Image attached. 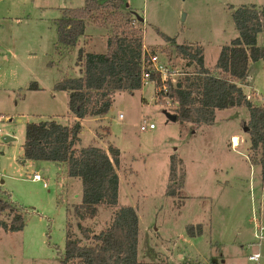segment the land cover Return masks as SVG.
<instances>
[{"label": "rangeland", "instance_id": "374dc122", "mask_svg": "<svg viewBox=\"0 0 264 264\" xmlns=\"http://www.w3.org/2000/svg\"><path fill=\"white\" fill-rule=\"evenodd\" d=\"M123 2L143 18L142 24L134 25L143 46L171 61L180 72L177 77L196 68L163 35L175 44H199L203 65L212 67L220 47L237 36L234 8L255 5L264 10V0ZM83 4L84 0H0V198L14 204L24 219L19 231L0 228V264H61L68 221L70 232L79 235L73 207L81 199L80 179L68 176L61 162L24 158L21 146L27 123L50 117L61 124L70 122L65 113L67 93L53 85L63 77L80 75L75 64L79 47L55 42L53 19L63 8ZM114 13L106 21L103 14L101 19H88L87 35L77 45L105 52L106 36L114 25L120 29L123 24L124 14ZM256 42L264 49V25ZM168 46L169 54L162 50ZM249 72L243 85L249 99L258 103L264 91L262 60L252 62ZM154 94L151 84L113 92L104 114L82 118L75 144L119 149L117 205L132 206L137 213V258L175 264H264L247 258L258 251L250 245L255 241L252 208L262 206L264 213L260 167L252 162L244 130L247 109L216 110L212 124L194 127L168 119L166 113H173L176 104L170 100L159 104ZM142 121L153 128L141 130ZM8 134L13 139L3 141ZM231 135L237 136V144ZM172 155L184 178L180 193L168 195ZM34 172L42 180H33ZM112 213L113 208L100 206L97 215L82 224L98 231ZM0 218L8 220L10 215L3 212ZM189 224L194 231L200 225L201 233L190 236Z\"/></svg>", "mask_w": 264, "mask_h": 264}, {"label": "trees", "instance_id": "16d2710c", "mask_svg": "<svg viewBox=\"0 0 264 264\" xmlns=\"http://www.w3.org/2000/svg\"><path fill=\"white\" fill-rule=\"evenodd\" d=\"M120 11L124 14L123 24L112 28L106 36L105 52L87 51L82 46L77 49L75 64L79 76H66L53 85L56 90L67 93V112L73 117L69 124H61L55 119L30 122L25 125L22 154L28 160H47L65 165L68 176L81 181V199L73 207L79 235H74L67 222V230L61 264H175L169 261L149 262L137 258L138 216L129 205L117 204L119 149L97 145L76 147L81 131L80 120L85 117L101 116L112 104L115 91L139 90L143 51L142 34L135 29L142 24L122 0H84L79 8H63L60 17L53 20L57 43L74 46L84 36L88 19L108 20L107 15ZM124 11V12H123ZM237 36L220 47L212 67L203 65V49L199 44H175L170 42L177 54L194 64L193 72H185L177 83L161 81L158 74H152L156 86H165V91L155 94V102L162 104L169 100L176 104L173 109L179 123H190L194 127L210 125L215 112L230 107H245L248 119L244 130L249 139L248 151L253 164L260 167V183L264 187V91L258 103L249 99L243 91V84L251 75L250 64L262 60L264 70V49L257 45V34L264 25V10L255 5H241L231 13ZM119 29V31L117 30ZM162 50L169 54L170 48ZM152 53L155 49L150 48ZM163 59V58H162ZM167 63L171 61H167ZM36 86V83L33 82ZM177 159H170L168 195L180 193L183 186V172L177 169ZM100 206L113 208L107 225L93 231L82 224L84 219H93ZM7 212L8 220L0 218V228L19 231L24 219L14 204L0 198V214ZM70 220V219H69ZM186 226L190 236L201 233V226Z\"/></svg>", "mask_w": 264, "mask_h": 264}, {"label": "built area", "instance_id": "2783aa9c", "mask_svg": "<svg viewBox=\"0 0 264 264\" xmlns=\"http://www.w3.org/2000/svg\"><path fill=\"white\" fill-rule=\"evenodd\" d=\"M143 51L146 53L145 59L142 60V73H141V80L143 82V87L146 84H151L154 87V93L157 94L158 91H165V86H156V80L152 78V74H158L161 81H170L172 85H175L178 80V75L180 72L178 69L175 68L172 62L167 63L162 57L158 54V52H150L149 48L143 46ZM154 94V97H155ZM122 115L119 114V117ZM2 116L0 115V121ZM141 130L144 129H151L153 128L152 123L146 124L145 121L139 125ZM1 132V128H0ZM33 180H42V177L39 173L34 172L32 174ZM45 185V182L42 183ZM261 201H264V190L261 193ZM252 212L254 214V224H255V231H254V239L250 245H255L258 247V251L253 252L247 256L248 260L259 263L261 261L264 262V213L263 207L260 206L252 208Z\"/></svg>", "mask_w": 264, "mask_h": 264}, {"label": "crops", "instance_id": "0c3cea01", "mask_svg": "<svg viewBox=\"0 0 264 264\" xmlns=\"http://www.w3.org/2000/svg\"><path fill=\"white\" fill-rule=\"evenodd\" d=\"M102 1V0H101ZM123 1V0H122ZM84 5V4H83ZM82 5V6H83ZM82 6H80V7H82ZM125 6H126V8H130V6L128 5V4H125ZM67 8H79V7H67ZM131 9V8H130ZM133 12V11H132ZM61 13V12H60ZM61 15V14H60ZM60 17V16H59ZM56 18H58V17H56ZM56 18H54V19H56ZM53 19V20H54ZM87 23V22H86ZM55 27V26H54ZM55 30H56V28H55ZM56 32V31H55ZM85 35H87V34H85L84 33V36H81L80 38H79V42L78 43H81V39L83 38V37H86ZM57 37V36H56ZM55 42L57 43V39L55 40ZM84 44H85V42H84ZM77 46V48L78 47H83L84 48V45H81V44H78V45H76ZM144 46H146V45H144ZM147 47V46H146ZM248 77H251V75H249ZM243 87V91L247 94V91L245 90V88H244V85L242 86ZM66 106H67V102H66ZM65 113H66V116H67V118H68V120L71 122L72 121V119H73V117H71L69 114H68V112H67V107H66V111H65ZM119 116V115H118ZM50 119H51V117H50ZM69 121H67V122H69ZM80 121H82V119L80 120ZM69 122V123H70ZM68 123V124H69ZM9 136H11L12 137V139H13V135L12 134H8ZM4 136V135H3ZM233 135H231V137H232ZM32 178V177H31ZM6 231V230H5Z\"/></svg>", "mask_w": 264, "mask_h": 264}, {"label": "water", "instance_id": "95a60500", "mask_svg": "<svg viewBox=\"0 0 264 264\" xmlns=\"http://www.w3.org/2000/svg\"><path fill=\"white\" fill-rule=\"evenodd\" d=\"M133 14H134V16H135L139 21H142V20H143L142 17L138 16V15L135 14L134 12H133ZM166 117H167L168 119H170V120H175V119H176V116H175V114H173V113H168V112H167V113H166ZM2 139H3V141L7 142V141L11 140L12 137L9 136V135H4V136H2Z\"/></svg>", "mask_w": 264, "mask_h": 264}, {"label": "bare ground", "instance_id": "6f19581e", "mask_svg": "<svg viewBox=\"0 0 264 264\" xmlns=\"http://www.w3.org/2000/svg\"><path fill=\"white\" fill-rule=\"evenodd\" d=\"M232 137H233V140L235 141V144H237V143H236V141H237V136H236V135H233Z\"/></svg>", "mask_w": 264, "mask_h": 264}]
</instances>
